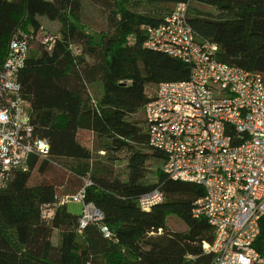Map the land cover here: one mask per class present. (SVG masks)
I'll return each mask as SVG.
<instances>
[{
    "label": "trees",
    "instance_id": "16d2710c",
    "mask_svg": "<svg viewBox=\"0 0 264 264\" xmlns=\"http://www.w3.org/2000/svg\"><path fill=\"white\" fill-rule=\"evenodd\" d=\"M179 1L0 0V66L15 32L38 31L39 15L60 23L51 46L34 43L18 71L33 135L49 150L30 154L0 188V264H211L202 246L210 226L192 213L204 188L163 171L165 152L150 145L144 117H134L161 82L189 76V63L144 45L143 26L162 22ZM187 1L197 35L227 63L264 76V14L245 13L264 0ZM155 188L162 200L139 207ZM78 192L102 214L80 232L81 212L60 204ZM169 215L184 227L168 224ZM258 222L253 246L264 256V216Z\"/></svg>",
    "mask_w": 264,
    "mask_h": 264
},
{
    "label": "built area",
    "instance_id": "2783aa9c",
    "mask_svg": "<svg viewBox=\"0 0 264 264\" xmlns=\"http://www.w3.org/2000/svg\"><path fill=\"white\" fill-rule=\"evenodd\" d=\"M189 2H177L164 20L143 26L144 45L189 63L187 79L163 81L143 106L151 146L165 152L163 171L173 179L200 184L194 216L206 218L212 238L203 248L211 264H261L253 242L264 216V76L227 63L215 43L197 35L188 20ZM52 33L15 32L0 66V188L16 170L26 168L30 154L45 157L49 143L33 135L31 105L21 93L18 71L29 48H49ZM123 84L124 82H119ZM162 200L155 188L137 203L148 210ZM81 205L78 232L102 214L82 193L60 200ZM42 209L44 216L52 210ZM108 236V229L101 226Z\"/></svg>",
    "mask_w": 264,
    "mask_h": 264
},
{
    "label": "rangeland",
    "instance_id": "374dc122",
    "mask_svg": "<svg viewBox=\"0 0 264 264\" xmlns=\"http://www.w3.org/2000/svg\"><path fill=\"white\" fill-rule=\"evenodd\" d=\"M245 13H246V18L250 20V18L253 17V15L256 13L264 14V6H262L261 8H256V9L254 8L245 9ZM40 18L47 25V26L43 25L44 30H47L50 33L56 32L57 26L60 25L58 20H50L44 15H41ZM142 116H143V107H139V110L134 115V117L139 118ZM63 211H66L69 214L70 213L78 214L79 212H81V205L79 203H69L67 206H65V208L63 207ZM166 219H167V223L170 224L174 228L184 227L183 223L177 217L173 215L167 216Z\"/></svg>",
    "mask_w": 264,
    "mask_h": 264
},
{
    "label": "crops",
    "instance_id": "0c3cea01",
    "mask_svg": "<svg viewBox=\"0 0 264 264\" xmlns=\"http://www.w3.org/2000/svg\"><path fill=\"white\" fill-rule=\"evenodd\" d=\"M40 16H41V15L38 16V20L41 22V25H42V26H43V25L47 26V25L42 21V19L40 18ZM58 27H59V26H57L56 31H57ZM64 212L67 213L66 211H64ZM67 214H69V213H67Z\"/></svg>",
    "mask_w": 264,
    "mask_h": 264
}]
</instances>
